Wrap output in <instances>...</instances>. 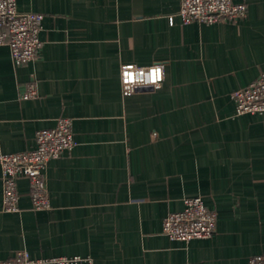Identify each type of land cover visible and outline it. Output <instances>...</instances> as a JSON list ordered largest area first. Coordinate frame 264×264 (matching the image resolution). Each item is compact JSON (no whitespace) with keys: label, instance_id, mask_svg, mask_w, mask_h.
<instances>
[{"label":"crops","instance_id":"crops-1","mask_svg":"<svg viewBox=\"0 0 264 264\" xmlns=\"http://www.w3.org/2000/svg\"><path fill=\"white\" fill-rule=\"evenodd\" d=\"M238 22L182 25L180 0H17L43 15L36 58L14 66L0 47V155L72 121L74 146L48 162L51 208L2 210L0 261L79 257L76 264H248L264 255V116L236 115L231 93L264 71V0ZM172 17V21L170 18ZM162 67L157 87L122 96L120 67ZM35 81L37 96L20 98ZM217 213L188 243L162 234L183 199Z\"/></svg>","mask_w":264,"mask_h":264},{"label":"built area","instance_id":"built-area-1","mask_svg":"<svg viewBox=\"0 0 264 264\" xmlns=\"http://www.w3.org/2000/svg\"><path fill=\"white\" fill-rule=\"evenodd\" d=\"M247 15L244 3L233 0H180L177 16L182 25L200 23L213 25L221 22H238ZM43 15L20 12L17 0H0V47H7L14 66L33 61L41 47L39 32ZM172 21V17L170 18ZM160 69V78L146 82V77ZM130 73V75H126ZM121 93L124 97L135 94L139 89L157 87L163 81L162 67L158 64L139 67L124 64L120 67ZM37 96L35 81H31L20 98L28 100ZM236 115L264 116V71L248 86L231 93ZM36 147L33 150L0 155L2 181V210L19 211L17 181L27 179L31 210L48 211L51 208L44 170L49 161L58 159L74 146L72 121L59 117L55 127L42 129L35 134ZM217 213L208 209L201 197L183 199V209L167 214L162 222V234L171 241L188 243L192 240L209 239L216 232ZM79 257L32 258L25 250L16 251L12 257L0 264H76ZM248 264H264V255L250 257Z\"/></svg>","mask_w":264,"mask_h":264},{"label":"clouds","instance_id":"clouds-1","mask_svg":"<svg viewBox=\"0 0 264 264\" xmlns=\"http://www.w3.org/2000/svg\"><path fill=\"white\" fill-rule=\"evenodd\" d=\"M160 78V69L153 70L148 77H146V82H153Z\"/></svg>","mask_w":264,"mask_h":264},{"label":"snow or ice","instance_id":"snow-or-ice-1","mask_svg":"<svg viewBox=\"0 0 264 264\" xmlns=\"http://www.w3.org/2000/svg\"><path fill=\"white\" fill-rule=\"evenodd\" d=\"M126 75H130V73H126Z\"/></svg>","mask_w":264,"mask_h":264}]
</instances>
